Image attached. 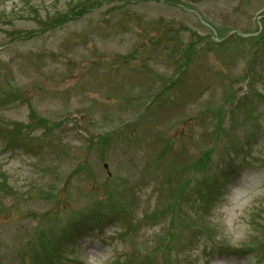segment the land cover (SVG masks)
Returning a JSON list of instances; mask_svg holds the SVG:
<instances>
[{
  "label": "rangeland",
  "instance_id": "rangeland-1",
  "mask_svg": "<svg viewBox=\"0 0 264 264\" xmlns=\"http://www.w3.org/2000/svg\"><path fill=\"white\" fill-rule=\"evenodd\" d=\"M0 264H264V0H0Z\"/></svg>",
  "mask_w": 264,
  "mask_h": 264
}]
</instances>
